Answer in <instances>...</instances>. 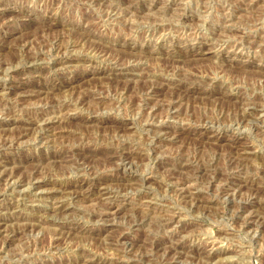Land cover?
I'll use <instances>...</instances> for the list:
<instances>
[{"label":"rangeland","instance_id":"rangeland-1","mask_svg":"<svg viewBox=\"0 0 264 264\" xmlns=\"http://www.w3.org/2000/svg\"><path fill=\"white\" fill-rule=\"evenodd\" d=\"M23 42L30 43L24 54H41L35 68L20 56ZM58 57L75 62L67 68L51 66ZM0 63L5 67L0 72V112L5 114L0 117L9 130L18 127L9 122L14 114L33 120L62 116L63 103L77 106L87 98L71 96L84 85L103 98L100 106H92L95 114L109 119L83 125L75 117L66 123L63 118V124H50L44 139H38L44 130L35 126L19 145L0 146V159L25 161L28 176L67 137L73 148L92 143V165H106L105 175L112 179V193L104 202L117 205L105 222L81 199L46 193L52 188L61 192L60 186L34 189L1 181L0 216L18 213L40 226L9 242L0 236V264H82L87 258L92 264H166L164 248L172 245L180 247L174 264H264V0H0ZM130 63V70L119 73ZM78 77L85 79L68 84ZM18 80L29 82V89L41 84L46 88L32 90L45 93L19 97L20 87L10 90ZM171 98L176 99L172 107ZM142 99L150 102L147 111ZM245 107L256 108L257 115L243 117ZM67 124L71 133L62 128ZM159 125L170 131L164 133ZM105 147L131 153L132 160L114 170L102 160L104 152L96 150ZM188 163L196 168L186 169ZM204 165L207 171L189 185L197 199L180 196L163 179L167 170L182 179L192 177ZM68 166L61 169L65 174L56 175L40 165L37 177L61 183L88 177L81 167ZM132 178L138 181L134 188L118 182ZM245 205L248 209L239 212ZM70 225H106L103 239L126 233L136 246L128 248L123 240L113 248L96 236L93 243L72 241L52 250L49 238L69 232ZM154 243L160 245L158 252Z\"/></svg>","mask_w":264,"mask_h":264},{"label":"bare ground","instance_id":"bare-ground-1","mask_svg":"<svg viewBox=\"0 0 264 264\" xmlns=\"http://www.w3.org/2000/svg\"><path fill=\"white\" fill-rule=\"evenodd\" d=\"M176 1V0H175ZM166 3V2H165ZM176 6V5H175ZM231 11V10H230ZM74 22V21H73ZM107 24V23H106ZM152 29V28H151ZM91 36V35H90ZM182 36V35H181ZM86 38V37H85ZM28 41V40H26ZM30 43L28 42H23L19 48L21 47L22 49H24L23 51H21V58L23 57V60L26 62V63H33V66L32 68H35L34 67V61L36 60H39L40 57H41V54H37V53H33V54H24L25 51L27 52V48H29ZM57 44V43H56ZM59 44V43H58ZM98 45V44H97ZM53 47V46H52ZM66 47V46H65ZM93 47V46H92ZM91 47V48H92ZM50 48V47H49ZM95 48V47H94ZM103 48V47H102ZM18 49V48H17ZM90 49V47L88 48ZM97 49V48H96ZM95 49V50H96ZM239 49V48H238ZM63 49L61 48V46H58L56 47V51H58L59 53L62 51ZM98 50V49H97ZM103 50V49H102ZM99 51V50H98ZM105 51V50H104ZM15 52V51H14ZM24 52V53H23ZM101 54V53H100ZM72 59V58H71ZM71 59H67L66 57H58L51 66H63L65 68H67L66 64L68 63H72L75 62L74 60H71ZM75 59V58H74ZM174 59V58H173ZM2 60V59H1ZM116 59H113V61H115ZM77 61V60H76ZM21 62V61H20ZM23 62V61H22ZM117 62V61H116ZM10 63V62H9ZM81 63V62H80ZM178 63V62H177ZM180 63V62H179ZM0 63V72L4 71L5 67L4 64ZM19 64V62H18ZM69 64V65H70ZM71 64V65H72ZM122 64V63H121ZM7 65V64H6ZM117 65V64H116ZM15 66V64H14ZM135 66V65H134ZM114 67V66H113ZM116 67V66H115ZM119 67V66H118ZM117 67V68H118ZM120 72H122V74L124 75L126 70H130L132 67H133V64L130 63L128 64L127 66L126 65H122L120 66ZM174 67V66H173ZM4 68V69H3ZM59 69V68H58ZM70 69V68H69ZM189 69V68H188ZM79 70V69H78ZM118 70V69H116ZM134 70V69H132ZM77 71V70H76ZM169 71V70H168ZM15 72V71H14ZM44 72V71H43ZM109 72V71H108ZM78 73V72H77ZM128 74V73H127ZM146 76V75H145ZM170 76V75H169ZM186 76V75H185ZM148 78V77H147ZM85 78H81V77H78V78H74V79H71L68 84H71L73 83L74 81H82L84 80ZM105 79V78H104ZM121 79V78H119ZM14 81V80H13ZM105 81V80H104ZM36 82V81H35ZM66 83V82H65ZM15 85L11 86L10 87V90L11 89H14V88H17V87H20V89H22V94L20 93L19 97H25L24 95H26V97H30V96H37L39 93L40 94H43L45 92H40V90L38 91H33L32 89H41V88H46L45 86H42L41 84H35V83H32L33 85H30L29 87H32V88H28V85H29V82H23V81H16V83L14 82ZM17 84V85H16ZM67 84V85H68ZM152 85V84H151ZM50 86V85H49ZM58 86V85H57ZM154 86V85H153ZM177 87H178V84H177ZM28 88V90H27ZM55 88V87H54ZM9 89V88H8ZM53 89V88H52ZM154 88H152L151 90V93L154 92L153 90ZM15 91V90H14ZM19 91V89H18ZM180 91V90H179ZM18 93V92H17ZM24 93V94H23ZM76 93H83L84 95L82 97H87L85 99H76V100H79V105L77 106H83L81 108L77 107L76 105H72L74 102H72V104L70 103H63L61 105V109L62 111L66 110L67 109V113L66 114H63L64 111L62 112V116H58L59 114H57L56 117H49L46 118V117H41V118H37L36 120H33V119H29V118H24V119H19L17 118V116L14 114L12 115V117L14 118H11L9 122H16L18 123V127L15 131L13 130H9L6 125H7V121L5 119H2L0 117V136H1V145L0 146H7L10 145V146H13L15 144H18L19 142H21V140L28 136L30 134V132H32L34 129V127L36 126L37 129L38 127L42 130H44L43 133H39V136H38V139H44L46 133L48 131H50V129H48V127L50 126V124H52L53 122L57 121L58 123H61L63 124V122L61 121L63 118H64V122L65 120L68 121L70 118H74L79 120L80 123H82L83 125L85 124H88V123H92V122H98V123H102V122H107L109 119L108 117H101L96 113V109H93L92 106H100V104L102 103V97L99 95L100 93H98L96 90L91 89V88H88V86H83L82 88L80 89H77V90H74L72 91L71 93V96H75L77 95ZM155 93V92H154ZM39 94V95H40ZM70 94V93H69ZM157 94V93H156ZM155 94V95H156ZM178 95V94H177ZM175 96V98H179V96ZM41 96V95H40ZM48 98L50 99H53L52 96H47ZM59 97V96H58ZM174 97V96H173ZM57 98V97H55ZM74 98V97H73ZM59 99V98H58ZM62 99V98H61ZM75 99V98H74ZM90 99V100H89ZM60 100V99H59ZM89 100V101H88ZM105 100V99H104ZM144 100L143 104H142V107L144 110H148L150 109V106H149V101L148 99H142V101ZM173 98H171L170 100H168V105L169 106H173L174 102H173ZM176 100V99H175ZM174 100V101H175ZM49 101V99L47 100ZM55 101H58V100H55ZM65 101V100H64ZM67 101V100H66ZM65 101V102H66ZM88 101V102H87ZM180 101V100H179ZM51 102V101H50ZM59 102V101H58ZM166 102V101H165ZM21 103V102H19ZM56 103V102H55ZM76 103V101H75ZM78 103V101H77ZM108 103V102H106ZM179 103V102H177ZM105 104V103H103ZM53 105V104H52ZM117 105V104H116ZM255 106V105H254ZM49 107V106H48ZM84 107H86V109L88 108V110L92 109V111L90 112H87L85 113V111H83L82 109H84ZM54 108V106H53ZM60 108V107H59ZM90 108V109H89ZM177 108V107H176ZM249 108V106H248ZM245 107V110L244 113H243V117H253V116H256V108H251L250 110ZM8 109V108H7ZM52 109V108H51ZM60 109V111H61ZM246 109H248V111H246ZM32 110V109H31ZM44 110V109H43ZM77 110L79 111V113L76 114V116L73 115L74 112H77ZM108 110V109H107ZM55 111V110H54ZM59 111V112H60ZM71 111H73V113H71ZM153 111V110H152ZM4 112V111H3ZM15 112V111H14ZM44 112V111H43ZM47 113V111H45ZM49 112V111H48ZM5 113H2L0 112V116L3 115ZM50 114V113H49ZM75 114V113H74ZM25 115V114H24ZM45 115V114H44ZM56 115V114H55ZM153 115H154V112H153ZM5 116V115H4ZM33 116V115H32ZM148 116V115H147ZM3 117V116H2ZM31 117V116H30ZM258 117V116H257ZM251 119V118H250ZM206 120V119H205ZM248 120V119H247ZM210 121V120H209ZM243 121V120H242ZM66 123V122H65ZM68 123V122H67ZM130 124V123H129ZM192 124V123H191ZM166 125V124H165ZM165 125H159V129L160 130H163L164 133H166L167 131L169 132L170 129L168 126H165ZM172 125V124H171ZM92 126V125H91ZM129 126V125H128ZM85 127V126H84ZM207 127V126H206ZM64 128L66 131V133H71V127L70 125L67 124V126L65 127H62ZM88 128V125H86V127L84 129H87ZM93 128V127H92ZM189 129V128H188ZM157 130V129H156ZM65 132H61L62 133H65ZM167 132V133H168ZM59 133V132H58ZM159 133V132H158ZM60 134V133H59ZM120 134V133H119ZM38 135V134H37ZM80 137H82L84 134L83 133H80L79 134ZM175 135V134H174ZM66 136V135H65ZM79 137V138H80ZM65 138V137H64ZM69 137H67V140H62L59 147L58 148V151L56 152H51V153H48V155L42 159L41 162H39L40 164L38 165H35L34 168L31 169V172L29 173L28 176H26L23 172L24 168H25V164L26 162L23 161V160H16V161H11V159L9 160L5 158V160L3 159H0L2 160V162H0V182H4L6 183V185H11L12 183H14L15 185H17L18 187H23V186H26L27 184H31V186L35 189V188H41L42 186H49V185H53V186H60L61 187V192H58L55 190H50L49 189V192H46V193H61L59 195H62L64 197L66 196H69L71 197V199L74 201V200H77L79 201L80 199L83 200L84 202L88 203V204H91V206L93 207V212L96 213V216L98 218H100L101 220H104L105 222H107V219L106 216L109 217V215L112 214V211L117 208V205L116 204H113V203H105L104 200L110 196V194L112 193L111 191V188H110V182H111V178L109 176H106L105 175V172L104 170H106V165L105 167L103 168H100V169H97V167L94 168V166L92 165V161H93V155L92 153H94V150L92 148L93 147V144L92 143H86V144H83L81 143L83 146H77L75 148L71 147V144L69 143L70 140L68 139ZM158 140V139H157ZM34 141V140H33ZM32 141V142H33ZM48 141V140H47ZM66 141H67V144H66ZM19 145V144H18ZM129 145V144H128ZM103 146V145H102ZM3 148V147H2ZM131 148V147H130ZM96 149V148H95ZM88 150V153L90 155H92V158L90 160H88L89 158H87L84 153ZM96 150L98 151H101L103 153V157H102V160L105 161V163L107 165H112L113 169L115 170L116 168L118 169H122V167L124 168L125 165H128V162L129 160H132V156L130 157L129 154L131 153H127V152H121V151H117L115 150L114 148L112 147H105V148H97ZM129 151V150H128ZM50 152V151H49ZM87 153V154H88ZM99 153V152H98ZM97 153V154H98ZM96 154V156H97ZM135 154V153H134ZM88 157H90L88 155ZM98 157V156H97ZM96 157V159H98ZM141 157V156H140ZM134 158V157H133ZM99 161V159H98ZM184 161V160H183ZM191 161V160H190ZM193 161V160H192ZM232 161V160H231ZM117 162V163H116ZM196 162V161H195ZM130 163V161H129ZM190 163V162H189ZM188 163V164H189ZM194 163V162H193ZM191 163V164H193ZM210 163V162H209ZM117 164V166L115 165ZM196 164V163H195ZM195 164L193 165H190L189 167H187L186 169H190V167H195ZM201 164V163H200ZM40 165H45L46 167H48L49 169H52L53 170V173H55L56 175L57 174H65L64 172H62L61 169L64 170V168H68L70 166L68 165H76L77 166V169H79L81 167L80 170L84 171L85 174L84 175H88V177L86 176H83V177H80V179H74V180H70L67 181V183H64V182H59V181H53V179H47V178H42V179H38L37 175L39 174L40 170H39V166ZM104 165V164H103ZM101 165V166H103ZM75 166V167H76ZM71 168V167H70ZM171 168V167H170ZM196 168V167H195ZM208 167H200V166H197V171H192L193 173H191L192 177H187V178H184L182 179L183 177H177V174L176 172H171V170H167L165 172V174L163 175V179L164 181H168V185H170L172 188L171 189H174V191H176L180 196L182 197H194V193L190 191L189 189V185L190 182L195 179V180H198L201 178V176H199L198 173H204V171H207ZM112 169V170H113ZM174 169V168H173ZM61 170V171H60ZM67 170V169H66ZM108 170V168H107ZM185 170V169H184ZM71 171V170H70ZM179 171V170H178ZM188 171V170H187ZM66 172V171H65ZM74 172V171H73ZM81 172V171H80ZM108 172V171H107ZM190 173V172H189ZM78 174V173H77ZM206 174V173H205ZM45 175V174H44ZM240 175V174H239ZM55 176V175H54ZM188 176V175H187ZM190 176V175H189ZM90 177V178H89ZM51 178V177H50ZM47 179V180H46ZM116 179V178H115ZM146 181L149 180V178L147 179H144ZM151 180V179H150ZM145 181V182H146ZM206 181V179H205ZM116 182V181H115ZM118 182H121V183H125L127 182L126 186H129L131 188H134L136 187V185L138 184L136 181L135 182V178H132V179H122V180H118ZM164 182V183H165ZM3 183V184H4ZM91 184V185H94V187H90V189L88 190H85V186L87 184ZM112 184V182H111ZM167 184V182H166ZM117 185L119 186V184L117 183ZM5 187V186H4ZM113 187V186H112ZM120 187V186H119ZM122 187V186H121ZM45 188V187H44ZM138 188V187H137ZM191 188V187H190ZM224 188V187H223ZM22 189V188H21ZM117 189V188H116ZM140 189V188H139ZM58 190V189H57ZM240 190V189H239ZM238 190V191H239ZM45 191V190H44ZM235 193V192H234ZM23 194V193H22ZM237 194V193H236ZM25 195V194H23ZM23 195H20V196H23ZM227 196V195H226ZM238 196V195H236ZM253 196V195H252ZM196 197V196H195ZM194 197V198H195ZM65 199V198H64ZM193 199V198H192ZM197 199V197H196ZM230 199V198H229ZM255 199V198H254ZM187 200V199H186ZM195 200V199H194ZM198 201V200H197ZM23 203V202H22ZM191 203V202H190ZM250 203V202H249ZM259 203V202H258ZM246 204V203H244ZM58 206V204H55ZM61 205V204H60ZM67 205V204H66ZM120 205V204H119ZM56 206V207H57ZM87 206V205H86ZM53 207V206H52ZM90 207V206H89ZM6 209H10V210H14L16 207L15 206H7L5 207ZM60 208V207H58ZM57 208V209H58ZM62 208V207H61ZM54 209V208H53ZM52 209V210H53ZM245 209H248V206H241L239 210V212H243L245 211ZM51 210V209H50ZM237 211V210H236ZM87 212V211H86ZM257 217H260L261 215L258 213L256 215ZM251 218H253V215H251ZM260 218H263V217H260ZM37 219H34L32 217H29V216H25V215H18L17 214H14L13 216H0V236L1 237H4V239L9 242L11 240H14L16 238H19L20 237V234L22 235V233L24 234L25 231L27 230H34L36 228H38L40 225V223H36ZM97 220V219H96ZM171 220V219H170ZM169 220V221H170ZM36 224H35V223ZM38 222V221H37ZM138 222V221H137ZM171 223L173 222L172 220L170 221ZM169 224V223H168ZM252 222L251 221H248L247 222V226H252ZM107 225V224H106ZM106 225H104L103 227H97V228H80V227H76L75 226H72L70 225V231L72 230L74 232V234L72 232H54L53 233V236L51 238V241H50V238H49V245H50V248H53L52 250L54 249H60V246L62 245L61 248H63L64 246L66 245H69L71 244V242L73 241H82V242H95L94 241V237L96 236H100L101 237V232L102 231H107L106 229ZM108 226V225H107ZM56 227V226H55ZM59 227L61 228H67V225H64L63 223L59 225ZM55 229V228H54ZM58 229V228H56ZM55 229V230H56ZM80 231L81 232H86L85 234H88L87 236L85 237H82V236H79L77 235V232L76 231ZM61 231V230H60ZM182 232V231H181ZM76 233V234H75ZM103 234V233H102ZM156 236V235H155ZM42 238V237H41ZM98 239V238H97ZM95 239V240H97ZM103 239V238H102ZM105 239L108 241V245H111L113 246V248L119 246L120 247V243L121 242H124L123 240H126L128 241L129 243H126V245H128V248H134L136 246V242L134 239H132L131 237H129L126 233L125 234H113L111 236H108L107 235V238L105 237ZM103 239V240H105ZM101 240V239H99ZM105 240V241H106ZM106 241V242H107ZM147 242V241H146ZM75 243V242H74ZM125 243V242H124ZM123 243V244H124ZM83 244V243H82ZM64 245V246H63ZM125 246V245H124ZM160 246V245H159ZM157 244L154 243V245H152L153 249H155L156 252H158V248H160ZM33 247V246H32ZM91 247V246H90ZM126 247V246H125ZM124 248V247H123ZM39 249V248H38ZM43 249V247H42ZM66 249V248H65ZM81 249V248H80ZM166 249V250H165ZM180 249L179 246H166V248H164L165 252L168 254H166L169 258H166L164 259V261H166L167 263H170V264H174L175 263V259L176 257H178L180 255V252L178 251ZM226 249V248H225ZM64 250V249H62ZM128 250V249H127ZM126 250V251H127ZM36 251V250H35ZM45 251V250H44ZM66 251V250H64ZM18 252V251H17ZM55 252V251H54ZM98 252V251H97ZM182 252V251H181ZM32 253V252H31ZM82 253V252H81ZM115 253V252H114ZM117 253V252H116ZM136 253V252H135ZM187 253V252H186ZM129 254V253H128ZM13 255V254H12ZM16 255V254H15ZM139 255V254H138ZM144 255V254H143ZM149 255V254H148ZM147 255V256H148ZM210 255V253H209ZM17 256V255H16ZM213 256V255H212ZM13 257V256H12ZM86 257V256H85ZM89 257V255H88ZM91 257V256H90ZM93 257V256H92ZM117 257V256H116ZM208 257V256H206ZM211 257V256H210ZM19 258V257H18ZM196 258V257H195ZM79 259V258H78ZM84 259V258H83ZM144 259V258H143ZM151 259V258H149ZM208 259V258H207ZM56 260V259H55ZM106 261V260H105ZM103 261L104 263H99L100 264H106V262ZM148 261V260H147ZM154 261V260H152ZM169 261V262H168ZM82 264H92L93 261L91 259H84L82 261H80ZM181 262V261H180ZM110 263V262H109ZM148 263V262H147ZM165 263V262H164ZM166 263V264H167ZM192 263V262H191ZM41 264V263H40ZM75 264V263H74ZM98 264V263H97ZM153 264V263H152Z\"/></svg>","mask_w":264,"mask_h":264}]
</instances>
